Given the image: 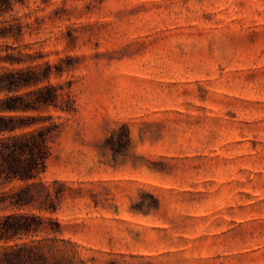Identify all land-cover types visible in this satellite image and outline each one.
Masks as SVG:
<instances>
[{
	"label": "rangeland",
	"instance_id": "rangeland-1",
	"mask_svg": "<svg viewBox=\"0 0 264 264\" xmlns=\"http://www.w3.org/2000/svg\"><path fill=\"white\" fill-rule=\"evenodd\" d=\"M4 20L0 72L59 95L39 113L56 210L32 211L69 264H264V0H24Z\"/></svg>",
	"mask_w": 264,
	"mask_h": 264
},
{
	"label": "trees",
	"instance_id": "trees-1",
	"mask_svg": "<svg viewBox=\"0 0 264 264\" xmlns=\"http://www.w3.org/2000/svg\"><path fill=\"white\" fill-rule=\"evenodd\" d=\"M23 3L24 0H0V18ZM0 23V40L21 35L18 22ZM3 59L16 61L8 53V46L5 56L0 49V61ZM46 78L47 74L41 77L33 70L0 72V264L71 262L57 245L60 223L32 211L52 214L58 199L56 192L41 181L56 124L50 115L39 113L49 107L57 108L59 98L54 86H38Z\"/></svg>",
	"mask_w": 264,
	"mask_h": 264
}]
</instances>
